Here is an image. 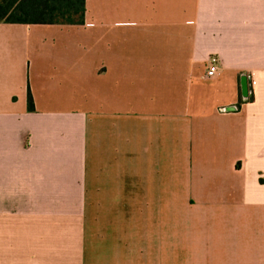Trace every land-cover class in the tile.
Here are the masks:
<instances>
[{"label": "crops", "instance_id": "0c3cea01", "mask_svg": "<svg viewBox=\"0 0 264 264\" xmlns=\"http://www.w3.org/2000/svg\"><path fill=\"white\" fill-rule=\"evenodd\" d=\"M0 264H264V0L0 23Z\"/></svg>", "mask_w": 264, "mask_h": 264}, {"label": "trees", "instance_id": "16d2710c", "mask_svg": "<svg viewBox=\"0 0 264 264\" xmlns=\"http://www.w3.org/2000/svg\"><path fill=\"white\" fill-rule=\"evenodd\" d=\"M85 16L86 0H0V23L79 26ZM28 110H35L30 91Z\"/></svg>", "mask_w": 264, "mask_h": 264}, {"label": "built area", "instance_id": "2783aa9c", "mask_svg": "<svg viewBox=\"0 0 264 264\" xmlns=\"http://www.w3.org/2000/svg\"><path fill=\"white\" fill-rule=\"evenodd\" d=\"M219 60L218 57L212 56L209 59V68L206 74L207 79L209 80H219L221 77V72L218 68Z\"/></svg>", "mask_w": 264, "mask_h": 264}, {"label": "water", "instance_id": "95a60500", "mask_svg": "<svg viewBox=\"0 0 264 264\" xmlns=\"http://www.w3.org/2000/svg\"><path fill=\"white\" fill-rule=\"evenodd\" d=\"M242 88H243V97L244 99H247L248 98V85L246 83V78H243V81H242ZM235 110V108H228L226 109V111H233Z\"/></svg>", "mask_w": 264, "mask_h": 264}]
</instances>
